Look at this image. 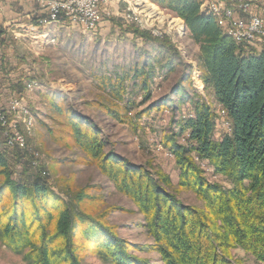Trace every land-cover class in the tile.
<instances>
[{
  "label": "trees",
  "instance_id": "16d2710c",
  "mask_svg": "<svg viewBox=\"0 0 264 264\" xmlns=\"http://www.w3.org/2000/svg\"><path fill=\"white\" fill-rule=\"evenodd\" d=\"M152 1L180 17L199 45L205 97L189 94L181 82L174 87L181 90L179 103H191L192 115L177 123L186 145L164 143L175 158L176 184L162 171L152 178L143 166L105 152L104 140L86 117L49 99L58 124L54 138L79 147L134 201L152 243L120 240L99 219L75 212L73 202L59 207L55 203L63 201L61 196L38 180L28 185L12 179L0 141V242L27 264H81L77 253L82 249L112 264H154L131 254L129 248L155 252L159 257L155 264H241L231 255L234 249L264 264V48L255 50L223 34L212 14L200 12L201 0ZM133 31L146 41H157ZM153 73L152 65L134 69L141 91L137 103L125 99L128 73L97 78L99 87L115 100L100 106L109 117L125 122L132 106L149 101ZM187 85L191 88L189 81ZM159 105L151 103L135 117ZM216 106L228 120L230 133L214 140ZM131 125L135 129V123ZM194 156L206 161L229 186L208 183ZM181 189L194 193L201 205L182 204L175 194ZM84 197L81 193L73 199L78 204Z\"/></svg>",
  "mask_w": 264,
  "mask_h": 264
},
{
  "label": "rangeland",
  "instance_id": "374dc122",
  "mask_svg": "<svg viewBox=\"0 0 264 264\" xmlns=\"http://www.w3.org/2000/svg\"><path fill=\"white\" fill-rule=\"evenodd\" d=\"M206 4L210 0H201L200 12L212 14L222 27L221 18ZM252 4L254 12L264 20V0H252ZM11 7L16 17L10 13L14 10ZM45 14L39 0H0V141L4 142L2 148L10 177L28 185L38 180L61 196L64 204L62 200L55 203L59 207L73 202L75 212L99 219L120 240L151 244L152 238L134 201L119 191L95 163L89 162L88 155L79 147L54 138L58 124L56 115L50 111L49 99L86 117L104 140L105 152L143 166L152 178L162 171L176 184L175 158L164 143L186 145L177 123L192 115L191 103H179L181 90L174 87L181 82L189 94L196 92L205 97L200 79L199 45L190 38L180 17L152 0L103 1L98 5L94 29H84L63 16L59 21L36 25ZM245 18L241 11L233 13V19ZM24 23L32 24L39 34L20 29ZM133 30L147 33L157 41H146ZM226 33L232 37L231 32ZM245 44L255 50L264 48L258 43ZM150 65L154 73L149 101L132 106L125 122L109 117L100 104L115 100L107 89L99 87L97 78L128 73L125 99L137 103L141 91L134 69ZM151 103L160 105L140 118L135 117L136 112ZM216 110L219 116L213 129L214 140L230 133L225 115L218 106ZM131 123H135V129ZM194 159L208 183L229 186L206 161L196 156ZM81 193L86 197L77 204L73 198ZM175 194L184 205H201L187 189ZM77 236L80 238L81 234L77 232ZM129 252L154 264L159 260L155 252L133 248ZM231 255L241 264H262L241 249L232 250ZM77 256L81 264H112L84 249ZM0 264L27 263L22 255L0 242Z\"/></svg>",
  "mask_w": 264,
  "mask_h": 264
},
{
  "label": "built area",
  "instance_id": "2783aa9c",
  "mask_svg": "<svg viewBox=\"0 0 264 264\" xmlns=\"http://www.w3.org/2000/svg\"><path fill=\"white\" fill-rule=\"evenodd\" d=\"M105 0H39L46 12L36 25L59 21L61 16L72 23H79L84 29H94L98 19V5ZM221 17L223 33L236 32L242 42L258 43L264 46V20L254 12L252 0H210L206 4ZM241 11L246 20L233 19V13Z\"/></svg>",
  "mask_w": 264,
  "mask_h": 264
},
{
  "label": "crops",
  "instance_id": "0c3cea01",
  "mask_svg": "<svg viewBox=\"0 0 264 264\" xmlns=\"http://www.w3.org/2000/svg\"><path fill=\"white\" fill-rule=\"evenodd\" d=\"M12 9H14V8H12ZM2 10H4V3H2L1 11ZM10 13H12V15H14L16 17L15 9L13 11H10ZM2 23L4 24V22H2ZM42 24H44V23H42ZM20 29H22L25 32H30L31 34H34V35H35V33L39 34V30H37L36 28H33L32 24H29V23H24L23 25L20 26ZM40 36L42 37V35H40Z\"/></svg>",
  "mask_w": 264,
  "mask_h": 264
},
{
  "label": "bare ground",
  "instance_id": "6f19581e",
  "mask_svg": "<svg viewBox=\"0 0 264 264\" xmlns=\"http://www.w3.org/2000/svg\"><path fill=\"white\" fill-rule=\"evenodd\" d=\"M205 8H206V6H205ZM209 8H210V7H209ZM210 10L214 13V15L218 16L219 18H221V17H220V14H219L218 11H214L213 8H210ZM231 35H232L233 39L236 40V41H240V40H242L241 38H238L236 32H231Z\"/></svg>",
  "mask_w": 264,
  "mask_h": 264
}]
</instances>
